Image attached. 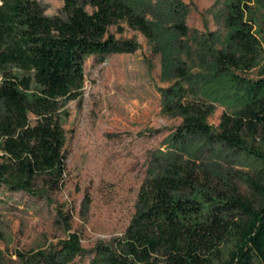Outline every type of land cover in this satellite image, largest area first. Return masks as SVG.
<instances>
[{
	"label": "trees",
	"instance_id": "16d2710c",
	"mask_svg": "<svg viewBox=\"0 0 264 264\" xmlns=\"http://www.w3.org/2000/svg\"><path fill=\"white\" fill-rule=\"evenodd\" d=\"M60 1L64 17L45 15L38 0H0V187L34 195L39 180L60 186L62 120L82 94L86 58L139 49L109 33L121 23L161 56V79L172 82L160 89L162 112L182 121L151 152L120 235L86 251L69 233L44 249L15 250L11 263L0 251V264H69L84 254L89 264H264V49L253 0H222L223 38L190 30L181 0H163L156 12L149 0ZM256 67V81L235 74ZM216 101L233 109L215 128L207 119ZM230 159L238 165L224 167Z\"/></svg>",
	"mask_w": 264,
	"mask_h": 264
},
{
	"label": "rangeland",
	"instance_id": "374dc122",
	"mask_svg": "<svg viewBox=\"0 0 264 264\" xmlns=\"http://www.w3.org/2000/svg\"><path fill=\"white\" fill-rule=\"evenodd\" d=\"M181 1L189 7L186 25L190 30L201 38L207 32L224 37L225 29L216 18L222 0ZM38 2L45 15L64 17L62 1ZM149 2L156 12L163 0ZM252 7L255 33L264 49V0H253ZM147 17L153 19L151 14ZM120 27L121 33L116 27H110L109 33L118 40H135L139 49L133 54L86 58L82 94L66 104L62 120L65 143L60 186L50 190L39 180L34 195L0 187V251L9 263L15 261V250L44 249L69 233L78 235L86 251L120 235L134 214L151 152L164 149L168 136L181 124V118L162 112L160 89L172 82L161 79V56L152 53L138 31L126 23ZM235 74L250 81L260 77L259 67ZM214 107L207 122L216 128L222 114H230L233 108L224 101H216ZM229 162L238 165L230 159L224 167ZM240 189L245 191L242 184ZM58 209L68 219V232L57 220ZM89 262L90 256L84 254L69 264Z\"/></svg>",
	"mask_w": 264,
	"mask_h": 264
}]
</instances>
